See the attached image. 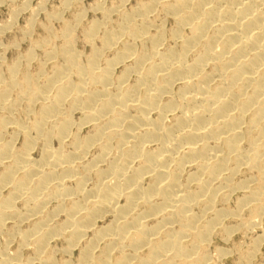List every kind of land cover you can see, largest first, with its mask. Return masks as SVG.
<instances>
[{"label":"bare ground","instance_id":"6f19581e","mask_svg":"<svg viewBox=\"0 0 264 264\" xmlns=\"http://www.w3.org/2000/svg\"><path fill=\"white\" fill-rule=\"evenodd\" d=\"M120 2L97 4L86 56L78 14L37 41L48 57L35 72L30 54L0 76V233L11 221L20 238L13 253L9 241L0 248V264H53L54 239L71 256L79 248V264H220L214 234L263 224L264 0ZM22 103L30 124L14 116ZM257 240L239 264H252Z\"/></svg>","mask_w":264,"mask_h":264},{"label":"rangeland","instance_id":"374dc122","mask_svg":"<svg viewBox=\"0 0 264 264\" xmlns=\"http://www.w3.org/2000/svg\"><path fill=\"white\" fill-rule=\"evenodd\" d=\"M2 1L3 0H0V76H2L4 79L8 78V69L16 62L20 63V69H23L25 66H27V60L30 54H32L33 60L30 61L29 69L30 71L35 72L40 63L45 61L46 57H48L44 54V50L42 48H34L37 41L39 42L40 40L42 41L44 39H49V37L53 38L55 35H61L65 23H70L71 25L76 24L77 17L79 16L78 14L82 15L83 21L81 20L80 24H78L79 27L77 26V31L74 34L76 38L75 47L79 53L82 52V54L86 56L90 53L91 46L87 45L86 41L83 39L84 33L82 31L84 28L88 27L91 22H100L103 20V14L99 13L100 11H96L97 4L99 2L102 3L103 6H105L104 8L107 10H113L121 4V0H72L69 8V5H65L66 0ZM142 1L145 2L146 0H127V2L124 4V7L122 6L121 10L128 11L129 9L135 7V4ZM58 15H60L59 19L53 18ZM117 15V13L113 14L114 21L117 20ZM165 25L169 30L172 28L173 23L166 22ZM62 42L63 41L58 38L56 41H54V44L56 47H59ZM46 67L47 68L45 71L50 72V63ZM121 70L122 66L120 65V67L118 66L116 69V75H118ZM24 107L25 106L22 103L14 116L17 120H21L26 124H30L33 122L34 117L25 116ZM1 114L2 112H0V116ZM80 117L81 115L79 113H75L73 115V119H75L74 121L77 124V126L74 125L73 130L76 132L78 124L80 123ZM81 129L82 130L80 133L82 132V136H84L90 130L89 126H83ZM11 133L12 131L9 129L7 135L5 136V140L9 138ZM20 143L22 144V136L14 142V148H20ZM53 146L55 148L57 147V141H53ZM91 153L93 154L94 150H92ZM32 156L35 159H39L41 157V146H38L33 150ZM1 169L2 167H0V171ZM3 192L5 193H3V195H8L7 193L10 192V188L4 189ZM239 194L240 193L234 194L229 200L227 206L233 207ZM21 205L22 203L18 202L17 206L21 207ZM60 219H62V217H60ZM10 222L11 221L6 224L7 227H4L3 231L0 233V248H4L6 242L9 241L10 252L13 253L18 248V242L20 241V238H13L10 236L8 232L11 228L10 225H12ZM262 223L263 224L259 225V228L253 229L252 231H236V233L234 232V234L227 238L228 240H224L220 234H214L215 236L213 235V237H211L209 244L210 256H213L212 258L220 261V264H239L240 250L243 252H249V250L253 251L255 249H251L254 245H256V240L258 237L259 241L262 239L264 235V221ZM32 224V220L24 221L22 223L21 230L23 231L28 229ZM245 232H247L246 235ZM258 240L257 244H259ZM51 248L56 250L53 264H64L65 262L69 264H79V248H76L72 252L71 256V254L63 252L64 242L61 239L52 240ZM218 250H224L225 252H228V255L217 258L219 256ZM258 250L259 251H257L256 257L253 259L252 264H264V242L260 244ZM31 254L32 250H30V248L24 249L22 254V256H24L23 259H27L31 256ZM242 256L243 255H241V257Z\"/></svg>","mask_w":264,"mask_h":264}]
</instances>
